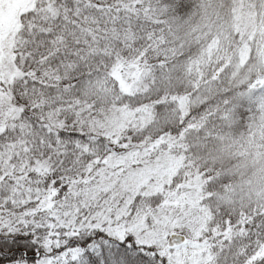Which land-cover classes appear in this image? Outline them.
Returning a JSON list of instances; mask_svg holds the SVG:
<instances>
[{"label":"snow or ice","instance_id":"obj_1","mask_svg":"<svg viewBox=\"0 0 264 264\" xmlns=\"http://www.w3.org/2000/svg\"><path fill=\"white\" fill-rule=\"evenodd\" d=\"M0 264H264V0H0Z\"/></svg>","mask_w":264,"mask_h":264}]
</instances>
